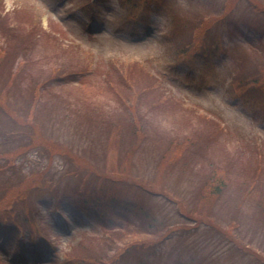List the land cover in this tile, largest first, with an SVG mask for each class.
<instances>
[{
    "label": "rangeland",
    "instance_id": "rangeland-1",
    "mask_svg": "<svg viewBox=\"0 0 264 264\" xmlns=\"http://www.w3.org/2000/svg\"><path fill=\"white\" fill-rule=\"evenodd\" d=\"M224 2L227 11L222 12ZM250 3L264 7V0H0V97L8 103L0 98L5 110L0 130L17 132L14 145L25 147L17 160L27 152L29 163L43 165L39 174L46 184L51 181L50 189H56L58 179L64 185L78 179L76 185L83 188L72 194L73 204L50 196L40 201L46 193L36 192L20 218L12 212L10 199L0 205V212L13 215L11 220L0 218V228L6 231L0 232V264H80L86 251L74 253L73 247L82 234L145 222L143 212L148 211L160 229L178 228L169 245L180 246V255H169L171 251L156 242L158 248H129L118 264H264V210L254 213L255 203L249 201L242 213H236L233 197L243 184L253 190L257 201L264 196V175L257 181L264 171L263 109L233 86L237 61L259 47L264 49V10L254 12ZM16 58L17 63L28 58L27 64H35L29 71L31 79L40 87L47 84L33 130L18 125L27 112H19L23 104L16 86L4 82ZM112 62L126 63L125 67L141 63L148 71L138 68L141 87L153 77L164 98L214 119L221 130L199 115L183 121L180 108L160 113L162 124L157 127L150 122L156 116L148 108L151 104L126 113L108 84ZM52 68L59 72L51 74ZM250 68L248 77L260 76L259 85H264V57L240 64V78ZM69 74L72 80L52 85L53 76L64 80ZM138 118L143 130H149L144 137L133 136L127 126L113 130L114 121L127 125ZM163 134L167 138L160 139ZM176 135L194 137L193 148L203 150L193 159L195 172L209 173L216 166L212 162L223 168L229 162L238 173L231 172L230 177L240 175L241 183L225 189L212 209L195 222L181 214L187 204L194 208L193 201H199L201 174L190 186L179 171L170 176L159 172V159L172 145L169 138ZM36 150L40 153L34 157ZM124 176L138 187L112 181ZM163 188L180 199L184 192L192 193L190 203L184 201L182 207L164 199L165 195L157 196ZM213 222L215 227L205 224ZM232 223L239 226L237 232L233 228L235 237L227 233ZM236 239L242 243L236 245ZM87 241L92 242L90 251L100 250L95 239ZM242 245L248 249L238 248Z\"/></svg>",
    "mask_w": 264,
    "mask_h": 264
},
{
    "label": "trees",
    "instance_id": "trees-1",
    "mask_svg": "<svg viewBox=\"0 0 264 264\" xmlns=\"http://www.w3.org/2000/svg\"><path fill=\"white\" fill-rule=\"evenodd\" d=\"M253 4L255 6H253ZM225 2L221 4L220 10L222 12H225ZM251 9L253 7L254 12H260L261 10H264V7L257 3H250L249 4ZM227 11V10H226ZM212 19V18H211ZM199 25L203 24L202 15H200L199 18ZM248 24V23H247ZM249 25V24H248ZM262 53H257L253 59L255 61H258L259 58L264 57V50H261ZM239 58V57H238ZM237 58V59H238ZM16 61V60H15ZM14 61V62H15ZM240 62V59L237 61L236 69L238 70V73L235 77V81L233 82V86L239 89H242L245 92V95L249 101L256 102L260 104L261 108L264 109V85L260 84V81L262 80V77L256 76L254 79L249 78L248 75L252 71V69H246L242 77L240 78V64H244ZM115 66L113 70H111L107 76L108 84L110 85V90H114V92L117 93L119 98V105L121 108H124L126 113L131 112L132 110H136L139 112L140 109L145 107V105L152 104L151 111H154L156 113V116L153 120H150L151 123L157 126H160L162 123L159 120L160 113L164 112H175L176 110H173L171 108H177L173 101L170 99H164V95H159L156 92V89H153V83L152 79L151 82L147 83V85H144V88L140 86L137 78L136 73L139 72L140 68L146 73V69L142 66H140L138 63H129L131 66L125 67L126 63L123 65H120L119 62H112ZM247 63V61H246ZM17 64H14V67ZM24 64L20 65V68L24 67ZM13 62L10 67H8V70L11 71L14 69ZM57 68H52L51 74H56L59 71L56 70ZM134 69H138L132 73ZM148 72V71H147ZM15 74L14 71L11 73V77ZM57 75L53 76V78H56ZM145 81V80H144ZM120 91V93H119ZM135 97V99H132ZM31 103V102H30ZM36 104V100L33 102ZM133 107V108H132ZM189 111L188 114L185 111L184 112V120L188 118V116L192 115H199L197 110L194 109H183ZM25 111V110H24ZM123 113V112H122ZM203 118H206L209 120L208 117L199 115ZM14 118V117H13ZM16 118H14L15 120ZM117 119V118H115ZM114 119V120H115ZM139 118L134 121L133 119H130L132 123H118L114 121L115 126L113 127V130H120L121 128H124L123 126H127L128 129H131L132 135L140 138L144 137L146 134L145 132L149 133V130L146 128H142L141 124H139ZM213 123V127L215 130H221L220 125H218L215 120H210ZM2 122L3 119L0 118V129L2 128ZM17 122V121H15ZM24 119L22 121H19V126H28V123L24 124ZM34 120L32 121V123ZM30 123V121H29ZM135 127L137 130H135ZM176 128V126H175ZM0 130V205L2 206L4 203H6L9 199L13 201L14 203V209L13 213H15L17 218H20L25 211V206L27 202L32 200L36 192H42L49 194L48 192H45V190H52L53 193L49 196H53V198L60 199V197H72V194H76L82 190L83 188L81 186H77L76 184L79 182L77 179L73 184L71 182H68L66 185L64 183L62 184L61 180L56 181V189H50L52 188L50 185V182L47 183V180L43 178V174H39L40 169H44L45 167L41 164H35L34 162H30V164L25 165V163L19 162L17 160V156L19 154H24L25 147L22 145L15 146L14 144L17 141V132L15 130ZM177 131V130H176ZM179 135V134H178ZM219 134H215L214 139H217ZM162 137L167 138V135L163 134ZM180 137V136H179ZM182 139V140H180ZM33 142L35 141L34 137H32ZM109 140V135H107L106 141ZM169 140L172 142V145L168 147V149L164 152V155H161L159 159V172H163L167 176H170L172 172L179 171V175L181 178L185 177V180L190 186H195L196 183L195 180L198 179V175L201 174L202 178L201 181L202 185L197 190V197L199 198V201H193L194 208H191L189 204H187L188 209L184 212V214H181L182 217H184L186 220H191L192 222L198 221L199 218L204 216L206 213H208L212 209L213 201L218 198L222 192L232 187L234 185L235 187L238 186L241 182L239 181V176L236 177V179H232L230 177V173L236 172L237 169L232 163H227L228 167H220L219 163H214L216 166L212 165V167L209 169L208 166H206V171L208 170L209 173H197L195 172V164L193 163V159H198L199 155L203 152L200 148H193V144H195L194 137H182L178 138L177 135ZM138 142V141H137ZM251 143L248 144V146L251 147ZM139 149V148H138ZM134 152V151H133ZM137 152V151H136ZM39 151L36 150L33 154L34 157H37L39 155ZM61 154V150L58 152ZM27 152L25 153V155ZM156 154V153H155ZM24 155V156H25ZM152 156H154L153 153H151ZM29 156V154L27 155ZM57 156V155H56ZM190 160V161H188ZM19 162V164H18ZM154 162H156V159H154ZM136 165V164H135ZM19 166V167H18ZM118 167V165H117ZM186 170L190 173V175L185 174ZM54 170L51 171V174H53ZM240 172V171H239ZM264 173V171H262ZM260 173L257 177L258 180H262L261 177L264 175L263 173ZM55 173H58L57 171ZM56 175V174H54ZM193 175V176H192ZM257 175V174H256ZM65 177V175H64ZM129 176L120 177L119 179L113 178V182H117L120 184H133L135 187H138L137 184H135L133 181H131ZM192 178L193 180L189 179ZM63 176L61 175V179ZM244 180V178H243ZM54 182V181H52ZM116 184V183H115ZM63 185L65 187L64 194L60 195V191L63 188ZM57 186L59 187L57 189ZM131 186V185H130ZM247 185L243 184L240 186L241 188L237 189L239 195L236 193L234 197V203L238 207L235 209L236 213H242L243 207L246 206L247 202L251 201V203H255L253 205V208L255 209L254 213L259 212V210H264V196L261 197L259 201L254 199L253 190H249V188L246 187ZM244 187V190L243 188ZM131 188H133L131 186ZM87 191V188H86ZM196 191V189H195ZM138 193H141V191H137ZM146 192V191H145ZM149 192V190L147 191ZM166 192V193H163ZM82 193V192H81ZM14 194L15 197H14ZM45 194V197H46ZM18 195H20L18 197ZM164 199H169L175 204L184 205V201L189 200L188 203H190V198L192 196V193L187 194L186 192L183 193V198L180 199V196L176 193H173L171 190L162 189L161 194H157V196H163ZM28 196V197H27ZM179 196V201L175 198ZM190 196L189 198H186ZM13 198H19L12 200ZM251 199H254L251 200ZM29 200V201H28ZM33 201V200H32ZM142 212V211H138ZM146 221L143 222L140 226H122L118 228H110V229H104V230H93L86 232L82 234V237L84 239L81 241V238H78V244L77 246L73 247L74 253H77V251H80L82 249L84 252L86 251V254L83 255V259L80 261V264H118L119 257L123 256L126 250L129 248L131 249H148V248H158L160 247H166L171 252L169 255H180L181 247L177 248L176 246L169 245L171 243L172 237L175 236L174 232L178 230V228H171L169 229V232H166L165 230L160 229L159 225H156V219L150 220V214L149 211L143 212ZM208 226L215 227L216 223L213 222V225L210 223H205ZM160 225L164 226V222L160 223ZM155 227V228H153ZM238 225L236 223H232L231 230L227 229V233H231L233 237H235V234L232 232L234 229L237 232L236 229H238ZM234 228V229H233ZM159 233V234H158ZM225 236V234H224ZM226 237V236H225ZM89 239H95L97 243L101 244L100 250L98 249V252L94 250L90 251L89 248H91L92 242L87 241ZM81 241V242H80ZM158 243L159 245H154V243ZM238 239H236V245H240ZM242 243V242H241ZM85 245V246H83ZM131 246V247H130ZM244 246V245H242ZM238 246V247H242ZM86 247L87 250H86ZM75 256V255H73Z\"/></svg>",
    "mask_w": 264,
    "mask_h": 264
}]
</instances>
